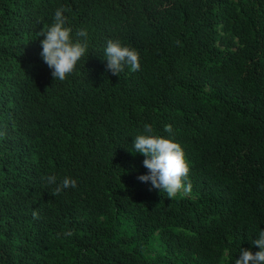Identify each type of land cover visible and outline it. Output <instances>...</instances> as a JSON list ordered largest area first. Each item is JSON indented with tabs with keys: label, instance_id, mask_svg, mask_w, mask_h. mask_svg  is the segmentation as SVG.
I'll use <instances>...</instances> for the list:
<instances>
[{
	"label": "trees",
	"instance_id": "trees-1",
	"mask_svg": "<svg viewBox=\"0 0 264 264\" xmlns=\"http://www.w3.org/2000/svg\"><path fill=\"white\" fill-rule=\"evenodd\" d=\"M60 6L89 40L63 81L38 36ZM109 39L139 71L106 70ZM145 124L172 126L192 197L138 180ZM262 186L264 0H0V264H225L258 250Z\"/></svg>",
	"mask_w": 264,
	"mask_h": 264
},
{
	"label": "clouds",
	"instance_id": "clouds-1",
	"mask_svg": "<svg viewBox=\"0 0 264 264\" xmlns=\"http://www.w3.org/2000/svg\"><path fill=\"white\" fill-rule=\"evenodd\" d=\"M70 9L60 6L55 9L52 22L39 32L41 51L40 57L52 70V76L57 80H65L71 75L78 63L89 53L88 33L85 29L76 32L67 24L66 13ZM103 59L106 70L117 75L126 68L139 71V51L120 39L107 40L103 49ZM169 136L158 135L151 124H145L143 130L133 137L132 151L144 156L143 166L148 170L138 176L142 183H150L153 188L164 190L169 198L178 193L188 194L191 190L189 182V162L186 160L182 146L172 137V126H166ZM46 185H55L59 193L69 187L75 188L77 181L65 176L58 181L54 174L44 177ZM264 187V186H262ZM71 236V231L65 232ZM251 244L258 247L253 252L251 248L240 247L238 256L229 253L225 256V264H264V229H260Z\"/></svg>",
	"mask_w": 264,
	"mask_h": 264
},
{
	"label": "rangeland",
	"instance_id": "rangeland-1",
	"mask_svg": "<svg viewBox=\"0 0 264 264\" xmlns=\"http://www.w3.org/2000/svg\"><path fill=\"white\" fill-rule=\"evenodd\" d=\"M178 194H179V195H185V196L192 197L190 193H188V194H183V193L181 192V193H178ZM153 248H154V250H155V249H160V248H161V244H160V242H159V240H158L157 237H156V238L154 239V241H153Z\"/></svg>",
	"mask_w": 264,
	"mask_h": 264
}]
</instances>
